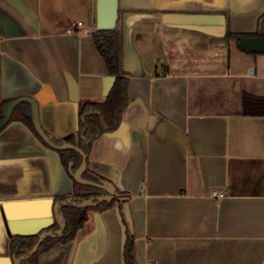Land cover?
<instances>
[{
	"label": "crops",
	"instance_id": "crops-1",
	"mask_svg": "<svg viewBox=\"0 0 264 264\" xmlns=\"http://www.w3.org/2000/svg\"><path fill=\"white\" fill-rule=\"evenodd\" d=\"M96 15L97 0H0L2 98H33L51 138L75 133L79 106L114 84ZM117 25L128 104L87 168L129 195L134 264H264V52L240 46L264 36V0H119ZM23 103L0 128V264L20 257L14 238L58 230L77 188ZM126 240L116 201L38 264H125Z\"/></svg>",
	"mask_w": 264,
	"mask_h": 264
},
{
	"label": "trees",
	"instance_id": "trees-1",
	"mask_svg": "<svg viewBox=\"0 0 264 264\" xmlns=\"http://www.w3.org/2000/svg\"><path fill=\"white\" fill-rule=\"evenodd\" d=\"M232 35H236L238 39L241 37L238 34H232L231 32H228L227 34L229 38L232 37ZM93 37L98 51L105 60L109 74L115 76L114 84L104 101H86L79 106L78 128L75 133L65 137L53 136L52 138L58 144L64 142L77 144L87 154L89 153L95 139L103 133L114 131L119 127L123 111L128 104L129 86V76L123 67L122 29L118 25L112 29H95L93 31ZM1 75L0 53V120L3 119L2 112L4 107L11 102V100L2 98ZM22 104H19L16 107L17 112H20L19 110L21 109ZM47 134L49 136L51 135L49 132H47ZM60 152L65 156V161L67 163L70 161L73 162L72 169L74 171L82 164L83 156L80 152L73 149L60 150ZM83 176L96 182L101 180V176L96 172L91 171L89 168L85 170ZM116 191L117 196H115L113 200L101 202L96 207L81 208L73 204L64 205L62 208V214L65 218L66 227L63 234L55 238L47 237L42 242L37 252L29 259L24 260L22 264H38V256L41 253L52 248L57 242H67L76 237L78 230L87 221L88 212L91 209L102 211L112 207L116 201L119 202L123 221L127 226V240L124 252L125 264H134L135 238L130 232L124 210V203L129 198V195L122 192L119 188H116ZM102 194L103 189L97 186L84 185L77 182L74 198L80 202L82 199H88ZM58 227L59 225H56L55 228ZM38 239V235L14 238L12 240V249L18 256H21L31 250Z\"/></svg>",
	"mask_w": 264,
	"mask_h": 264
},
{
	"label": "water",
	"instance_id": "water-1",
	"mask_svg": "<svg viewBox=\"0 0 264 264\" xmlns=\"http://www.w3.org/2000/svg\"><path fill=\"white\" fill-rule=\"evenodd\" d=\"M119 18V0H97V15H96V29H112L117 26ZM240 46L248 51L253 52H264V36H246L240 39ZM23 102H30L33 111V120L35 128L41 138L46 144L56 150H67L73 149L80 152L83 156L82 164L74 172L71 170L72 176L78 183L84 185H93L105 190L100 196L91 197L88 199H82L78 202L74 197L62 201L59 204L58 210L66 204H73L81 208L96 207L99 203L104 201H111L117 196V191L114 184L107 180H100L99 182L87 179L83 176L87 169V158L88 154L85 153L77 144L70 142H64L62 144L56 143L44 130L39 121L38 106L37 102L31 97H20L9 103L2 112L3 119L0 121V128L3 127L11 118L14 109ZM57 210V218L60 228L55 231H47L41 234L36 244L27 253L15 259L16 264H22L24 260L32 257L47 237H58L61 236L66 227V222L63 214Z\"/></svg>",
	"mask_w": 264,
	"mask_h": 264
},
{
	"label": "built area",
	"instance_id": "built-area-1",
	"mask_svg": "<svg viewBox=\"0 0 264 264\" xmlns=\"http://www.w3.org/2000/svg\"><path fill=\"white\" fill-rule=\"evenodd\" d=\"M82 26H83L82 21H75V22H73L72 26L69 28L68 32H70V33L75 32L79 28H81ZM208 194H209V196H211L212 198H215L216 200H219L225 196V192L223 190H219V189H212L209 191Z\"/></svg>",
	"mask_w": 264,
	"mask_h": 264
}]
</instances>
